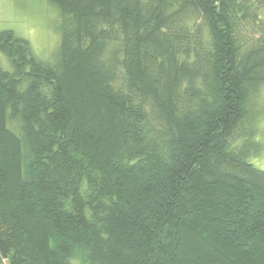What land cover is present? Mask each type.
<instances>
[{
    "label": "trees",
    "instance_id": "16d2710c",
    "mask_svg": "<svg viewBox=\"0 0 264 264\" xmlns=\"http://www.w3.org/2000/svg\"><path fill=\"white\" fill-rule=\"evenodd\" d=\"M55 63L0 31L6 264H264V0H47Z\"/></svg>",
    "mask_w": 264,
    "mask_h": 264
},
{
    "label": "rangeland",
    "instance_id": "374dc122",
    "mask_svg": "<svg viewBox=\"0 0 264 264\" xmlns=\"http://www.w3.org/2000/svg\"><path fill=\"white\" fill-rule=\"evenodd\" d=\"M62 17L59 9L47 0H0V31L12 30L29 41L37 58L55 63L61 43ZM0 69L12 71L13 65L0 51ZM252 140L260 145V153L251 158L253 165L264 171V94L253 106ZM0 264H6L0 257Z\"/></svg>",
    "mask_w": 264,
    "mask_h": 264
}]
</instances>
